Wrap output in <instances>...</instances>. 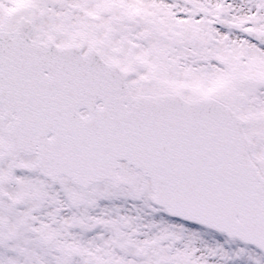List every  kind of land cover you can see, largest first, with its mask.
Returning a JSON list of instances; mask_svg holds the SVG:
<instances>
[{
  "label": "snow or ice",
  "instance_id": "snow-or-ice-1",
  "mask_svg": "<svg viewBox=\"0 0 264 264\" xmlns=\"http://www.w3.org/2000/svg\"><path fill=\"white\" fill-rule=\"evenodd\" d=\"M0 264H264V0H0Z\"/></svg>",
  "mask_w": 264,
  "mask_h": 264
}]
</instances>
